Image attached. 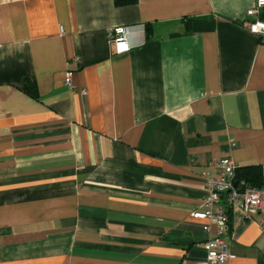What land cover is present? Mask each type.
I'll list each match as a JSON object with an SVG mask.
<instances>
[{"label":"crops","instance_id":"1","mask_svg":"<svg viewBox=\"0 0 264 264\" xmlns=\"http://www.w3.org/2000/svg\"><path fill=\"white\" fill-rule=\"evenodd\" d=\"M254 1L0 0V264L205 258L214 225L192 212L217 159L264 176V43L242 23ZM217 204L226 264H264V205Z\"/></svg>","mask_w":264,"mask_h":264},{"label":"built area","instance_id":"2","mask_svg":"<svg viewBox=\"0 0 264 264\" xmlns=\"http://www.w3.org/2000/svg\"><path fill=\"white\" fill-rule=\"evenodd\" d=\"M264 8V0H255L253 5L247 9L246 17L242 23L247 29L257 34L264 43V19L260 12ZM129 25H114L109 29L108 36L111 47L115 53H123L129 50L130 41ZM64 82L70 89H73L71 71H65ZM84 92V89H80ZM218 172L216 176L205 177L208 188L203 198L205 208L195 210L192 215L200 218H207L209 223L214 225V233L205 242V258L192 264H226L229 256L227 243L225 241V225L228 221V214L218 202L222 196L228 206L239 207L247 217L258 213L264 205V191L262 187L251 185L243 179L235 180V161L229 156L217 159ZM260 226L264 229V221L260 220ZM209 231L210 227L207 225ZM187 264V263H186Z\"/></svg>","mask_w":264,"mask_h":264},{"label":"trees","instance_id":"3","mask_svg":"<svg viewBox=\"0 0 264 264\" xmlns=\"http://www.w3.org/2000/svg\"><path fill=\"white\" fill-rule=\"evenodd\" d=\"M135 1L136 0H114L116 4L133 3ZM260 16L264 19V8L260 12ZM241 179L250 183L251 185H255L258 187L264 185V176L258 164H246L236 166L235 180L239 181Z\"/></svg>","mask_w":264,"mask_h":264}]
</instances>
